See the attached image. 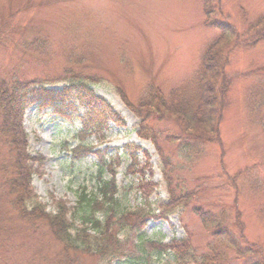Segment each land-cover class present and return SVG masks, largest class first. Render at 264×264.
I'll use <instances>...</instances> for the list:
<instances>
[{"label": "rangeland", "instance_id": "1", "mask_svg": "<svg viewBox=\"0 0 264 264\" xmlns=\"http://www.w3.org/2000/svg\"><path fill=\"white\" fill-rule=\"evenodd\" d=\"M262 22L264 0H0V84L14 77L38 78L47 87L60 88L72 80L68 78L81 76L126 122H111L107 130L88 134L78 116L86 113L80 101L74 109L37 104L26 110L27 153L45 158L35 166L31 189L46 211L53 212L58 204L72 208L70 216L77 214L74 229L87 230L88 238L95 235L81 217L90 199H102L99 150L121 157L116 172L121 209L140 207V174L128 173L131 158L125 153L133 143L150 155L145 177L156 187L145 205L148 210L160 212L159 203L172 195L186 197V205L168 219L147 221V237L165 243L190 238L198 255L209 253L212 245L226 253L223 264H244L234 250L220 248L196 210L211 212L232 235L245 236L242 247L259 246L264 261ZM224 36L228 43L221 58L228 63L216 80L218 107L213 113L205 105L200 114L209 119L210 129L219 118V134L215 140L208 134L204 140L189 138L180 123L144 104L194 94L207 50ZM1 117L0 110V164L15 154L1 132ZM145 160L141 153L140 163ZM2 171L0 264H131L134 258L139 264L174 262L172 253L144 254L137 235L125 239V232H118L116 244L129 259L111 262L108 250L91 253L84 242L79 249L68 247L43 220L20 216L17 195L5 182L10 174ZM100 207L94 216L103 220Z\"/></svg>", "mask_w": 264, "mask_h": 264}, {"label": "trees", "instance_id": "2", "mask_svg": "<svg viewBox=\"0 0 264 264\" xmlns=\"http://www.w3.org/2000/svg\"><path fill=\"white\" fill-rule=\"evenodd\" d=\"M221 26L229 27L227 24ZM260 27H264L263 22ZM224 42L228 43L226 36L220 38L218 43H214L207 50L208 52L203 59L202 75L196 83L194 94L179 99L177 94L178 97L173 98L170 103H165L164 99L160 98L161 100L159 99L158 104H156L157 98H154L150 103L144 104V107L153 108L150 111L158 114L162 113L163 116L180 123L184 129L183 133L189 138L203 139L208 134V136H212L213 140L217 139L216 137L219 134L217 122L219 118L212 120L213 124L210 129L207 126L209 119L200 117V114L204 111L205 105L212 108L213 113L218 107L216 80L221 74L223 75L224 66L228 63L227 57L224 64L221 58ZM80 78L81 76L68 78L72 80L66 82L60 88L47 87L48 84L38 78L27 80L14 77L11 81L4 80L0 84L1 132L6 136V143L11 146L10 149L15 151L9 162L0 164V170L3 169L2 172L5 175L10 174L5 182L9 185L11 192L17 195L15 203L20 216L27 220H43L61 242L73 249L83 247L79 242H84L88 248L92 249L91 253L98 251V253L103 254L105 250H108L111 262L117 259L121 261L130 258L126 252H122L120 245L116 244V242H119L116 240L118 232H125V239L131 235L133 237L137 235V241L144 254L149 251L157 252L160 255L172 253L174 262L168 264L225 263L228 260L226 253L220 251L216 246L211 245L209 253L198 255L190 244V238L173 239L171 242L165 243L161 240H152L144 234V228L149 219H168L169 214L175 212L178 207L186 205V197L172 195L168 200L159 203L160 212L156 213V211L148 210L145 205L150 204L149 199L154 194L156 187V183H152L145 177V171L149 170L152 165L148 160L150 155L149 152L133 143L127 146L125 153L131 158L128 173L132 175L140 174L139 183L136 185L137 192H139L142 199L140 207H136L133 211L121 209L118 198L120 189L117 186L116 179L121 157L110 156L107 153L104 155L99 150L101 165L99 173L100 177L102 176L99 192L102 199L100 201L97 197H94L90 199L91 201L87 200L89 210L81 217L85 219V224L89 222L95 235L88 238V235H85L87 230L74 229L77 214L74 212L70 216L72 208L66 210V207L58 204L57 209H54L53 212L46 211L45 205L39 201L31 189L32 177L38 171L35 166L37 163L42 164L45 158L27 153L28 142L24 129L26 110L37 104L40 108L64 107L74 109L75 102L80 101L81 106L86 111V113L78 114L83 124V133L91 134L107 130L111 122L117 126L126 125L121 113L115 110L107 99L97 94L89 83ZM42 83L44 84L41 85ZM177 100H180V102ZM129 105L131 106V104ZM140 107H143V105L140 104ZM184 146L191 147V144L185 143ZM141 153L145 155L144 164L140 163ZM106 173L111 176L109 180L103 178ZM80 199L85 200L84 197ZM99 205L101 207L98 210L104 212L103 220H99L94 216L95 208ZM196 212L202 216V221L208 232H213L214 236L217 237L220 248L224 247L227 251L234 250L238 258H244V264H264L262 257H260L259 246L242 247L245 236L240 235L241 239H238L232 235L230 228L211 212L204 213L200 210H196ZM71 230L75 232L73 235L69 234ZM137 260V258H134L129 263L139 264V260Z\"/></svg>", "mask_w": 264, "mask_h": 264}]
</instances>
